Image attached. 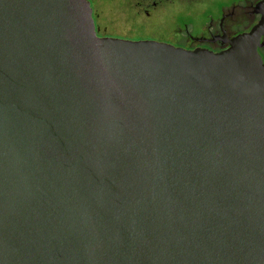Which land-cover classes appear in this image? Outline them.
Masks as SVG:
<instances>
[{
  "label": "water",
  "instance_id": "obj_1",
  "mask_svg": "<svg viewBox=\"0 0 264 264\" xmlns=\"http://www.w3.org/2000/svg\"><path fill=\"white\" fill-rule=\"evenodd\" d=\"M263 34L185 49L0 0V264H264Z\"/></svg>",
  "mask_w": 264,
  "mask_h": 264
},
{
  "label": "flooded vegetation",
  "instance_id": "obj_2",
  "mask_svg": "<svg viewBox=\"0 0 264 264\" xmlns=\"http://www.w3.org/2000/svg\"><path fill=\"white\" fill-rule=\"evenodd\" d=\"M88 1L100 37H111L106 34L107 28L102 27L104 23L112 27L123 25L131 34L145 30L151 34L149 38L135 40H155L185 49L204 48L212 52L227 49L229 40L249 32L264 15V0ZM257 51L264 63V34Z\"/></svg>",
  "mask_w": 264,
  "mask_h": 264
},
{
  "label": "rangeland",
  "instance_id": "obj_3",
  "mask_svg": "<svg viewBox=\"0 0 264 264\" xmlns=\"http://www.w3.org/2000/svg\"><path fill=\"white\" fill-rule=\"evenodd\" d=\"M102 27L104 29L107 28L106 34H109V36L115 37V38H117V37L118 38L123 37V38H129V39H134L135 40V39H139V38H149V36L151 35V34H149L150 33L149 31L147 32V30L141 31L140 34H138V33L131 34L129 32V30L125 29L126 27L125 28L123 27V25H117V26L112 27L111 25L104 23L102 25ZM127 27L129 28V26H127ZM140 30H141V27L139 28L138 31H140ZM102 32L104 33L105 31H102Z\"/></svg>",
  "mask_w": 264,
  "mask_h": 264
}]
</instances>
